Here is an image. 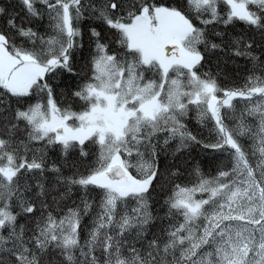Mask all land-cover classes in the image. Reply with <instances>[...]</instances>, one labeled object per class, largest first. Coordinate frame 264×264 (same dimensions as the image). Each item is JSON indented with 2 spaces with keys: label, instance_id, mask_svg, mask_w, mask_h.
<instances>
[{
  "label": "trees",
  "instance_id": "1",
  "mask_svg": "<svg viewBox=\"0 0 264 264\" xmlns=\"http://www.w3.org/2000/svg\"><path fill=\"white\" fill-rule=\"evenodd\" d=\"M156 6L191 24L192 69L145 61L112 25ZM0 36L60 62L27 93L0 79V264H264V0H0ZM207 85L249 91L220 106L221 128ZM100 92L136 111L121 136L44 129L52 109L80 125ZM156 97L161 111H138ZM118 155L144 189L92 181Z\"/></svg>",
  "mask_w": 264,
  "mask_h": 264
},
{
  "label": "rangeland",
  "instance_id": "2",
  "mask_svg": "<svg viewBox=\"0 0 264 264\" xmlns=\"http://www.w3.org/2000/svg\"><path fill=\"white\" fill-rule=\"evenodd\" d=\"M236 15L251 19L244 4L231 2ZM112 25L125 32L131 47L138 49L145 61H157L166 72L176 63H181L192 69L200 61V56L183 49V42L192 32L191 24L178 12L164 7H145L140 14L136 15L128 23L113 22ZM57 59L50 61L48 65L38 64L32 57L11 55L5 46V40L0 36V79L14 93H27L31 86L45 73L57 66ZM214 87L207 85L204 91L210 94L209 109L221 128L219 108L229 105L237 97H245L249 91L227 92L222 98L214 97ZM106 103L97 105L89 113L78 117L80 125L72 127L68 119L63 118L55 109H52L49 120L44 123V129L54 132L59 140L85 141L92 135H96L100 141L108 134L121 136L127 121L136 111L125 105H117V100L112 94L100 92ZM163 109V105L156 98L142 104L139 112L147 116H154ZM57 130H61L57 132ZM121 164L118 155L111 166ZM122 165V164H121ZM110 166V167H111ZM123 166V165H122ZM8 173V172H6ZM92 181L101 185L109 186L127 194L144 189L147 183L136 181L130 177L111 180L106 172L95 175Z\"/></svg>",
  "mask_w": 264,
  "mask_h": 264
},
{
  "label": "water",
  "instance_id": "3",
  "mask_svg": "<svg viewBox=\"0 0 264 264\" xmlns=\"http://www.w3.org/2000/svg\"><path fill=\"white\" fill-rule=\"evenodd\" d=\"M60 131L61 130H57V132H60ZM106 174L111 180L123 179L128 176L126 169L121 164H116V165L111 166L106 171Z\"/></svg>",
  "mask_w": 264,
  "mask_h": 264
}]
</instances>
